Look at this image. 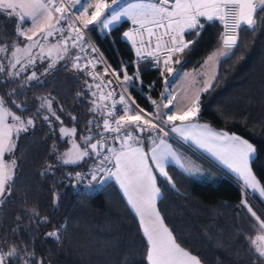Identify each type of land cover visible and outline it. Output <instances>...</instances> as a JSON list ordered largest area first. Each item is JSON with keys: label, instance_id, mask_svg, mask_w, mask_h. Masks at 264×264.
I'll return each mask as SVG.
<instances>
[{"label": "snow or ice", "instance_id": "6c2138e0", "mask_svg": "<svg viewBox=\"0 0 264 264\" xmlns=\"http://www.w3.org/2000/svg\"><path fill=\"white\" fill-rule=\"evenodd\" d=\"M76 5L84 7L81 0H72L74 9ZM90 9L94 10L91 11V15H88ZM68 11L69 8L63 0L59 3L57 0H0V14L6 13L8 19L18 17L14 37H24L28 41L21 45L14 38L10 44L0 43V53H7L11 49L7 57V66L0 63V73H6L5 80L11 83L16 77H20L26 68L34 67L37 59L45 60L46 53L50 60L47 67L39 74L37 71H32L24 81L25 84L32 81H36L39 85L44 84L45 81L41 77L52 74L59 62L67 63L68 42L71 41L72 48L80 47L83 43L84 35L81 28L75 26L76 21H79L84 29L99 25L102 30H108L122 18L130 20L133 28L125 31L123 36L132 42L138 58L144 59L146 52L148 57H154L156 64H159L162 57L164 70L161 71V76L164 77L166 84L170 78L178 75V69L172 65H181L183 54L189 51L202 35L205 23H202L201 18L205 22L219 21L223 26V32L220 33L218 41L220 47L207 58V61L213 62L217 68L222 59L234 55L240 43L239 31L242 27H246L249 31L264 28V15H261L264 13V0H134V2L111 0V3L107 0H93L79 16L75 17V20L69 23L68 35H62L56 44H50L46 48L41 40L48 41L49 37L56 33H64L65 29L59 25L66 19L65 14ZM28 21L31 22L32 27L25 30L23 23ZM160 29H163V32L158 35ZM192 32H195L196 36L192 40H185V35ZM145 35L148 37L147 43ZM37 36L39 39H36ZM165 36L169 38L167 41L163 39ZM137 37H139V46ZM153 37L156 40L155 48H151ZM0 40H7L2 24H0ZM37 47L40 49L38 56L32 54V50ZM83 50L81 47V51ZM91 51L96 52V49L92 47ZM81 59L80 55L72 57L71 69L83 72L93 80L100 79V83L95 85L85 81L89 90L94 86L100 92L99 101L96 99L90 101L92 107L89 112L97 113V116L87 122V134L80 137L83 146L75 139H69L68 143L72 147L63 153L58 152L55 144L51 147L50 154H56L57 163L46 164L41 175H54L55 169L59 166H79L85 160H90L91 164L87 171L65 172L62 176L75 181L73 187L83 185L88 189L103 184L109 178H115L127 198L128 205L139 217L140 228L147 241L144 252L147 264H201L197 256L192 255L177 242L157 208L158 200L163 197V189L158 186L159 180L163 179L168 186L176 188L174 178L167 170L170 162L188 175L201 172L198 167L185 166L182 154L168 143V138L176 134L183 141H193L200 148L206 149L228 168L238 173L244 179L246 189H251L258 193L260 198H264V185L257 180L249 163L258 156V149L249 140L236 133L213 130L207 124L194 122L201 111V94L211 89L217 73L214 72L210 79L204 81L203 87L196 91L194 98L183 111H173L175 97L170 93L165 96L162 92L161 96L167 99V103L161 109L155 100H151V103L155 105V111L149 113L145 112L130 96L126 98L123 93H120L119 100H115L114 96L117 93L114 90L105 94L103 87L111 85L112 81L104 84L100 73L94 74L88 70L89 66L95 69L98 61L89 59L82 65L79 62ZM122 67L124 74L121 83L125 85L124 91L127 92L129 88L136 86L142 70L138 67L133 75H129L126 66L122 65ZM107 72L108 67H105V74ZM113 75L119 80L120 73L113 70ZM140 84L143 86L142 80ZM148 87L151 88L152 85ZM17 92V88H11L6 95H0V206L6 204L13 196L16 170L19 167L14 153L18 148L20 135L35 128L36 120L41 117V113H46L42 115V119L50 128L53 124L50 117H54L63 125L60 115H57V110L53 108L56 102L55 97L37 96L35 99L40 103L31 117L25 119L17 115L7 106L9 101L6 99V96L11 97ZM91 95L96 97L97 93L91 92ZM82 96V92L76 94L77 98ZM109 100L110 107L104 103ZM27 103L28 101H24L18 104L16 100H11V104L21 110L26 109ZM117 105H122V109H118ZM102 108L107 110L102 113L101 127ZM118 110H121L123 114L113 120L112 117ZM59 111H65L63 106L59 108ZM133 111L135 114H132ZM69 115L73 122L77 120L76 116L70 113ZM59 132L61 140H64L67 137H74L77 129L61 126ZM97 136L99 139H96ZM93 139H95L94 143ZM116 143L119 144L118 148L115 146ZM6 154H12L13 158L5 161ZM85 180H87L86 184ZM59 182L62 183L63 180ZM242 195L245 198L241 200L240 206L247 208L261 230V234L249 239L253 264H264V220L257 216L249 204V193L244 192ZM59 199L60 194L54 191L52 201L54 209L58 207ZM24 216L28 217L27 223L23 219ZM15 221V226L7 229L15 234L11 238L14 246L5 250L9 240H0V264H45V258L37 257L32 244L21 242L17 245L16 241L20 238L21 227L32 233L33 224L37 226L50 224L51 218L40 217L35 209H24L15 217ZM66 227V221L54 224L52 230L45 233V237L60 242ZM36 232L38 233V227Z\"/></svg>", "mask_w": 264, "mask_h": 264}, {"label": "trees", "instance_id": "16d2710c", "mask_svg": "<svg viewBox=\"0 0 264 264\" xmlns=\"http://www.w3.org/2000/svg\"><path fill=\"white\" fill-rule=\"evenodd\" d=\"M204 23L202 35L183 54L182 64L177 65L180 70L198 67L220 47V26L216 22ZM0 24L7 35V40H0L1 43L10 44L14 38L22 43L20 37H14L15 17L8 19L6 13L0 14ZM126 27L128 21H122L102 33L95 27L88 28L100 55L111 70L120 73L119 76L124 74L120 71L124 62L133 58L131 43L122 35ZM195 36V32L187 34L186 40ZM239 38L234 55L219 63L211 89L201 94V111L197 120L249 140L258 149V156L250 161V167L264 185V28L249 31L242 27ZM10 52L11 49L0 55V63L7 66ZM75 56L73 49L66 64L59 62L52 74L41 77L45 81L42 85L36 81L24 83L30 71L21 73L11 83L4 79L6 73H0V95H6L11 88L18 89L17 94L6 96L7 106L13 112L26 119L33 115L40 103L35 99L37 96L55 97L53 108L63 121L61 125L50 117L53 121L50 128L42 119L46 113H41L35 128L20 135L14 153L19 167L13 196L0 206V240H9L5 250L14 246L11 238L15 234L7 229L15 226V217L24 209H35L40 217H50L51 223L33 224L32 233L21 227L16 244H32L37 257L45 258V264H147L144 258L147 241L116 184L108 179L93 190H87L83 185L73 187L75 181L62 176L65 172H82L89 160L79 166H59L54 175H41L46 164L57 163L56 154H50L51 147L55 144L61 152L68 146L66 138L61 140L59 128L76 127L77 135L81 136L88 128V120L97 116V113L89 112L92 98L85 81L89 84L91 79L85 73L71 69L72 57ZM139 68L143 83L160 78L159 68L148 63L141 64ZM126 70L131 75L133 67L127 66ZM36 71L38 74L42 72ZM140 80L136 81L135 87L128 89V93L141 108L151 112L149 97L153 96L141 86ZM78 92L83 96L77 98ZM13 99L18 104L28 101L26 109H17L11 104ZM61 106L64 112L59 111ZM69 113L77 117L75 122ZM11 157L6 154V161ZM167 170L173 176L176 188L160 179L158 186L163 189V197L158 200L157 207L177 242L197 256L201 264H253L249 239L259 232V225L247 208L240 206V202L245 198L242 194L248 192L253 211L257 213L258 210L264 217V198L250 193L221 173L212 181L194 178L172 165ZM54 191L60 194L55 209L52 206ZM23 219L28 222L27 216ZM65 221L67 227L60 242L45 237L54 224Z\"/></svg>", "mask_w": 264, "mask_h": 264}, {"label": "rangeland", "instance_id": "374dc122", "mask_svg": "<svg viewBox=\"0 0 264 264\" xmlns=\"http://www.w3.org/2000/svg\"><path fill=\"white\" fill-rule=\"evenodd\" d=\"M93 2V0H81V3L84 5V7H80V5H76V7H75V9H78V10H75V12H76V14H77V16H79L83 11H84V8H86V7H88V5L89 4H91ZM108 3H111V0L110 1H107ZM127 2H134V0H127ZM70 5L72 6V0H70ZM73 7V6H72ZM92 10H94V9H90L89 10V12H88V15H91V11ZM58 15V14H57ZM122 21H128V27H126L125 28V30H124V32L125 31H129V30H131L132 28H133V25H132V23H131V21L130 20H128L127 18H122V20L119 22V23H117V24H114L113 26H115V25H118V24H120ZM62 24V25H61ZM61 24H60V26L61 27H63L64 29H65V31H64V33L63 34H61V33H57V36L56 35H54V36H52V37H49V39H48V41H43V40H41V43H44L45 44V46H46V48H47V46L48 45H50V44H56L57 43V41H58V39H60L61 38V36L63 35V36H67L68 35V32H67V27H66V25H67V19H65L64 21H61ZM112 26V27H113ZM90 27H93V26H90ZM89 27V28H90ZM95 27H97V28H99V29H101V27L99 26V25H96ZM102 30V29H101ZM102 31H104V30H102ZM123 32V33H124ZM123 35V34H122ZM123 38H125V39H127L126 37H124L123 36ZM130 41V40H129ZM1 43V42H0ZM22 43H23V41H22ZM22 43H21V45H22ZM68 46H69V52L71 51V50H73L72 49V47H71V45H70V42H68ZM216 51V50H215ZM215 51H213V52H215ZM39 52H40V49H39V47H37V48H34L33 50H32V54L33 55H37L38 56V54H39ZM213 52L212 53H210L209 55H208V57L210 56V55H212L213 54ZM3 53H0V55H2ZM69 54V53H68ZM45 55H46V59L45 60H43V61H41V60H39V59H37V61H36V64H35V66L34 67H32V68H26V70L24 71V72H26V71H30V74H31V72L32 71H36V70H40V71H42L43 72V69L44 68H46L47 67V64L50 62V60L47 58V54L45 53ZM207 57V58H208ZM207 58L205 59V61H204V66H202L201 68H203L202 70H201V75L205 78V79H207V78H211V76H212V74L215 72V68H216V65L213 63V62H211V61H207ZM35 69V70H34ZM162 70H164V68H160L159 69V72H160V78L159 79H156V81L155 80H153V79H149L148 81H146V88H148V94H150V95H154L152 98H151V100H155L156 102H157V104L160 106V108L161 109H163V105L164 104H166L167 103V99H165L164 97H162L161 96V93L162 92H164L165 93V96H167L169 93L172 95V96H174L175 97V100H174V103H173V107H172V110L173 111H183L188 105H189V103H190V100L191 99H193L194 98V93H196V91L198 90L197 89V87L196 86H191L189 89H188V94H186V95H184L183 93H182V86H180V85H175L174 84V82H172L173 81V78H170L169 79V82L166 84L165 83V80H164V77L163 76H161V71ZM13 71H15V69H13ZM24 72H22V73H24ZM29 74V75H30ZM118 80V79H117ZM123 81V75L122 76H119V80H118V85H116V83H115V89L117 90V93H118V97H119V94L120 93H123L125 96H126V98L127 97H129L130 95H129V93H128V91L127 92H125L124 91V88H125V85H123L121 82ZM157 83V84H156ZM89 84H92V85H95L96 83L95 82H93L92 80L89 82ZM152 85V87L151 88H149L148 87V85ZM159 87H162V89H159L158 90V88ZM121 88L123 89V92H122V90H121ZM165 89H167V92H165ZM190 91H192V92H190ZM91 92H96L97 93V95H96V97H93L92 95H91V98L92 99H96L97 101H99V95H100V92H99V90H97L94 86H93V88L90 90V93ZM91 99V100H92ZM183 100L185 101V102H183ZM152 104V103H151ZM92 107V106H91ZM122 105H119V108L120 109H122ZM135 106H133V108H134ZM155 111V105H153L152 104V111L151 112H149V113H152V112H154ZM166 111V110H165ZM145 112H148V111H146L145 110ZM120 114L122 115L123 114V112L120 110ZM132 114H135V111H133V113ZM146 118H152V117H146ZM102 119H103V116H102V109H101V114H100V123H101V127H102ZM65 127V126H64ZM67 128H72V127H67ZM94 131H95V129H94ZM87 134V132H86V130H85V132H84V134H82V135H86ZM81 135V136H82ZM81 136H78L77 135V133L75 134V136L74 137H67L66 139H67V143H68V140L69 139H75L76 140V142L77 143H80L81 144V146H83V143H82V141L80 140V137ZM96 139H99V137L97 136L96 137ZM93 143L95 142V139H93V141H92ZM72 147V145L70 144V143H68V146H67V148H65L63 151H61L60 153H63V152H65V151H67L69 148H71ZM10 155V157H11V154H9ZM207 156V155H206ZM206 156H201V157H205V160L207 161V162H209V163H211L212 164V162H213V166H215L216 168H217V170H219L218 172L219 173H222L223 175L225 174V175H230L228 172H226V170L222 167V166H220L219 164H217V161L214 159V158H208V157H206ZM12 159V157L9 159V161ZM212 161V162H211ZM190 166H192V168H196V167H198V168H200V170H201V172L199 173V174H195V175H193L194 177H196V178H198V179H201V180H204V179H207L208 177H210V176H214L216 173H215V171L214 170H212L210 167H208V168H206L205 167V165L204 164H200L196 159H190ZM210 168V169H209ZM95 188V187H94ZM94 188H92V189H88V188H86L85 187V189H87V190H93ZM245 188V187H244ZM257 216H260V218L262 219V220H264V217H263V215L257 210ZM261 233V230L259 229V232L257 233V234H260ZM256 234V235H257ZM255 235V236H256ZM255 236H254V238H255Z\"/></svg>", "mask_w": 264, "mask_h": 264}, {"label": "crops", "instance_id": "0c3cea01", "mask_svg": "<svg viewBox=\"0 0 264 264\" xmlns=\"http://www.w3.org/2000/svg\"><path fill=\"white\" fill-rule=\"evenodd\" d=\"M76 7V6H75ZM19 11V10H18ZM55 14V13H54ZM57 15V14H56ZM201 21H202V23H204L205 21L203 20V18H201ZM15 22H16V24H15V28H16V25H17V22H18V17H15ZM62 25V24H61ZM60 26V25H59ZM116 26V25H115ZM32 27V24H31V22L30 21H28V22H24L23 23V29H25V30H27V29H30ZM93 27H95V26H93ZM95 28H97V27H95ZM112 28V27H111ZM97 30L99 31V32H106V31H108V30H104V31H102L101 29H99V28H97ZM29 34H31V33H29ZM56 36H57V33L55 34ZM22 40H23V43H22V45L23 44H26V43H28V41L24 38V37H20ZM36 39H39V36H37L36 37ZM185 40H186V35H185ZM208 57V56H207ZM206 57V58H207ZM205 58V59H206ZM205 59L203 60V62L198 66V67H196V68H192V69H189V70H180L178 67H177V65H172L173 67H175V68H177L178 69V75H176L174 78H173V81L172 82H174V84L177 86V85H180V86H182V93L184 94V95H186V94H188V89L191 87V86H196L197 87V89H200V88H202L203 87V85H204V81L205 80H208V79H210V77L209 78H207V79H205L202 75H201V70L203 69V68H201L202 66H204V61H205ZM217 72V66H216V68H215V73ZM146 81H145V83H143V87L147 90V92H149L148 91V88H146ZM159 89H162V87H159L158 88V90ZM190 92H192V91H190ZM151 94V93H150ZM155 95V94H154ZM153 95V96H154ZM194 95H195V93H194ZM156 96V95H155ZM119 98V97H118ZM183 102H185L184 100H183ZM170 114V113H169ZM195 123H200V124H206V123H203V122H199L197 119H196V121H194ZM9 123H11V120L9 119ZM177 123H179V122H177ZM208 125V124H207ZM210 128H212L213 130H217V131H219V130H222V129H216V128H213L212 126H210V125H208ZM223 131H225V130H223ZM227 132V131H226ZM229 133V132H228ZM197 134H198V130H197ZM245 139V138H244ZM173 141H175V143L173 142ZM159 141H157V143H158ZM168 143L169 144H171L172 145V147L174 148V149H176L179 153H181L182 154V158H183V162L185 163V166L186 167H190V168H192V166H190V159H196L200 164H204L205 165V167L206 168H208V167H210L212 170H214L215 171V175L214 176H210V177H208L207 179H204V180H212V181H214L215 179H216V177H217V174L219 173L218 171L219 170H217V168L215 167V166H213L212 164H213V162H212V164L211 163H209V162H207L206 160H205V157L203 158V157H201V156H206V157H208V158H214L216 161H217V164H219L220 166H222L225 170H226V172H228L230 175H229V178L230 179H232L234 182H238L240 185H241V187L242 188H244L245 187V181H244V179L238 174V173H236V172H234V171H232L230 168H228L227 167V165H225L224 163H222L219 159H217L216 157H214L210 152H208L206 149H204V148H200L198 145H196L193 141H188V142H185V141H183L179 136H177L176 134H172L169 138H168ZM178 144V145H177ZM180 145V146H179ZM115 146L118 148L119 147V144H115ZM6 156V155H5ZM4 160L6 161V159H5V157H4ZM250 163V162H249ZM169 165H172V166H175L174 164H172L171 162H170V164ZM176 167V166H175ZM177 169H179L178 167H176ZM209 168V169H210ZM180 170V169H179ZM181 171V170H180ZM222 174V173H221ZM192 177H194L193 175H191ZM194 178H196V177H194ZM109 179H111L115 184H116V186L118 187V189H119V191H120V193H121V195L123 196V198H124V200L126 201V203H127V198L124 196V194H123V191L120 189V187H119V184L115 181V178H109ZM198 179V178H197ZM244 189H246V188H244ZM246 190H248L250 193H254V194H256L258 197H259V195H258V193H255V192H253L251 189H246ZM260 198V197H259ZM127 205H128V203H127ZM128 207L131 209V211L134 213V215H135V217L137 218V220H138V222H139V217L135 214V212H134V210L128 205ZM158 208V207H157ZM139 225H140V223H139ZM141 229V228H140ZM141 231H142V229H141ZM142 234H143V231H142ZM261 234V233H260ZM258 235V234H257ZM256 235V236H257ZM144 236V235H143ZM255 236V237H256ZM145 239H146V237H145Z\"/></svg>", "mask_w": 264, "mask_h": 264}, {"label": "built area", "instance_id": "2783aa9c", "mask_svg": "<svg viewBox=\"0 0 264 264\" xmlns=\"http://www.w3.org/2000/svg\"><path fill=\"white\" fill-rule=\"evenodd\" d=\"M57 2L59 3L60 0H57ZM63 2L65 3V5L69 8V11L68 13H66V19H67V32H68V25L71 21L75 20V17L77 16L74 8L70 5V0H63ZM217 25L220 26L221 28V32H223V26L221 25V23L219 21H215ZM75 26L77 27H80L81 28V31L83 32V35H84V41L83 43L80 45V47H77V48H73L75 50V53H76V56L77 55H80L81 56V60L79 61L82 65L86 64L87 61L89 59H95L96 61H98L97 63V66L95 69H92L90 66L88 68L89 71H92L94 74L95 73H100L101 74V77L104 81V84H107L108 81H112L111 85H108L107 87H103V92L106 94L107 92L109 91H115V93H117V90L115 89V83L116 85H118V80H117V77L115 75H113V70H111L109 68V66L107 65L106 61L102 58V56L100 55L98 49L96 48V45L94 44L91 36H90V33L88 31V29H84L82 24L79 22V21H76V24ZM163 32V29H160V32L158 33V35L160 33ZM164 41H167L169 38L168 37H163ZM147 40H148V37L147 35H145V42L147 43ZM70 42V45H71V41ZM131 43V48L133 50V58L131 60H126L124 62V66H131L133 67V71H132V74L133 75L136 71H137V68L141 65V64H144V63H148L150 64V66L154 67V68H164V65H163V62H162V57H161V62L159 64H156L155 62V58L154 57H148L147 56V53L145 52V55H144V59H140L136 56V49L133 48L132 46V42L130 41ZM137 44L139 46V37H137ZM155 45H156V40L155 38L153 37L152 38V43H151V48H155ZM81 47H83V51H81ZM94 47L96 49V52H92L91 51V48ZM105 67H108V72L107 74H105ZM120 71H124V68L121 67L120 68ZM118 72V71H116ZM93 82L95 83H100V79H96V80H93L92 77L88 76ZM122 92H123V89L121 88ZM114 99L115 100H119L118 98V93L117 95L114 96ZM105 104H107L109 107L111 106V101H105L104 102ZM117 108H119V105H117ZM107 109H104L102 108V113L104 111H106ZM121 115L120 114V110L116 111L115 113V116L112 117V119L114 120L115 117ZM110 143H112V141H109ZM118 144V143H116ZM91 164V161L89 160L88 163L86 164L85 168L83 171H87L88 170V167L89 165ZM82 171V172H83ZM88 179L90 180V177H88ZM85 184L87 183V180H85L84 182Z\"/></svg>", "mask_w": 264, "mask_h": 264}, {"label": "water", "instance_id": "95a60500", "mask_svg": "<svg viewBox=\"0 0 264 264\" xmlns=\"http://www.w3.org/2000/svg\"><path fill=\"white\" fill-rule=\"evenodd\" d=\"M225 175V174H224ZM226 177H229L228 175H226Z\"/></svg>", "mask_w": 264, "mask_h": 264}]
</instances>
